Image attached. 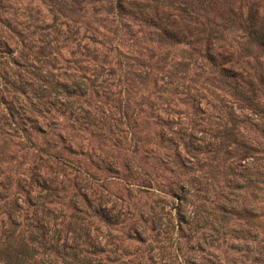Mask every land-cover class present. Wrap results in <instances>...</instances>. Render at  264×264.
Masks as SVG:
<instances>
[{
  "label": "rangeland",
  "instance_id": "obj_1",
  "mask_svg": "<svg viewBox=\"0 0 264 264\" xmlns=\"http://www.w3.org/2000/svg\"><path fill=\"white\" fill-rule=\"evenodd\" d=\"M126 2L0 0V264H264V0Z\"/></svg>",
  "mask_w": 264,
  "mask_h": 264
},
{
  "label": "trees",
  "instance_id": "obj_2",
  "mask_svg": "<svg viewBox=\"0 0 264 264\" xmlns=\"http://www.w3.org/2000/svg\"><path fill=\"white\" fill-rule=\"evenodd\" d=\"M102 1V0H99ZM107 4L112 5L113 9H115L118 13H124V14H132L134 17L138 16L140 18H144L143 20H147V17L150 18L149 16H143L144 13L142 12V10L139 9V12H135L134 10L129 9V4L130 2H126V0H104ZM147 15V14H146ZM248 33L252 36V38L254 40H256V42H258V44L264 48V34H262V32L258 29V27H252L251 25L248 28ZM165 35L168 36L171 40L174 41H180L182 39V35L177 33V31L174 30H169V31H165ZM25 259L23 258L22 261H20V263H24ZM16 263V262H15Z\"/></svg>",
  "mask_w": 264,
  "mask_h": 264
}]
</instances>
